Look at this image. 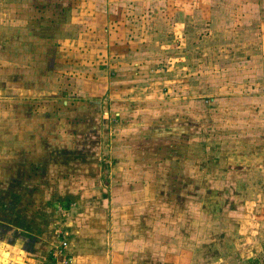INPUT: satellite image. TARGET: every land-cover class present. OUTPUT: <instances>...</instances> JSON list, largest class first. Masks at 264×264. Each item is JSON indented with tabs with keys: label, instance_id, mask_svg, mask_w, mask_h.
<instances>
[{
	"label": "rangeland",
	"instance_id": "rangeland-1",
	"mask_svg": "<svg viewBox=\"0 0 264 264\" xmlns=\"http://www.w3.org/2000/svg\"><path fill=\"white\" fill-rule=\"evenodd\" d=\"M0 180L16 226L188 207L238 230L253 189L230 182L264 180V0H0Z\"/></svg>",
	"mask_w": 264,
	"mask_h": 264
},
{
	"label": "crops",
	"instance_id": "crops-1",
	"mask_svg": "<svg viewBox=\"0 0 264 264\" xmlns=\"http://www.w3.org/2000/svg\"><path fill=\"white\" fill-rule=\"evenodd\" d=\"M239 181L232 180L230 184L234 188L233 182L241 183L240 188L253 191L246 195L243 206L236 189L227 210L229 218L236 215L244 224H238V230L233 226L209 230L199 213L194 222L195 212L188 207L180 213L139 210L132 215V224L126 216L122 222L121 215L114 223H106L107 212L102 208H77L76 211L88 212L89 216L72 214L63 224L59 219L42 220L33 229L24 221V213L16 226L11 216L19 214L14 205L21 197L9 186L11 181L0 180V206L9 204L2 210L11 219L0 220V264H264V180H251L248 184ZM258 186L261 193L255 194ZM69 198L66 195L63 200ZM59 199L60 196L56 200ZM47 201L49 204L50 200ZM258 206L260 210H256ZM164 219V227L159 226L158 221L161 224ZM66 234L67 255L52 257L54 245ZM66 258L69 260L65 261Z\"/></svg>",
	"mask_w": 264,
	"mask_h": 264
},
{
	"label": "built area",
	"instance_id": "built-area-1",
	"mask_svg": "<svg viewBox=\"0 0 264 264\" xmlns=\"http://www.w3.org/2000/svg\"><path fill=\"white\" fill-rule=\"evenodd\" d=\"M66 246H67V243L64 240L61 241V243L59 245H57L56 247H54V254L55 255H65L66 254Z\"/></svg>",
	"mask_w": 264,
	"mask_h": 264
}]
</instances>
